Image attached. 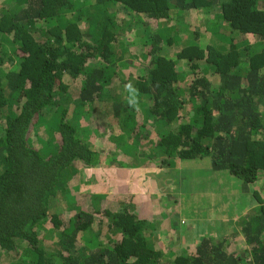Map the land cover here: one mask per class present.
Returning a JSON list of instances; mask_svg holds the SVG:
<instances>
[{"label": "trees", "instance_id": "obj_1", "mask_svg": "<svg viewBox=\"0 0 264 264\" xmlns=\"http://www.w3.org/2000/svg\"><path fill=\"white\" fill-rule=\"evenodd\" d=\"M0 13L3 264H264V0H3ZM168 25L175 29L165 36ZM142 57L147 67L126 103L113 84L131 78ZM139 95L148 96L150 116L173 129L145 152L131 144L122 158L157 161L159 170L176 159L203 161L208 172L229 176L232 192H185L163 171L176 189L164 183L165 200L181 218L163 226L139 215L147 199L97 198L100 186L111 191L110 180H77L80 169L110 157L82 138L79 118L127 121L123 130L134 131ZM151 174L139 177L147 184ZM245 210L235 223L203 219ZM223 226L237 243L232 253Z\"/></svg>", "mask_w": 264, "mask_h": 264}, {"label": "rangeland", "instance_id": "obj_2", "mask_svg": "<svg viewBox=\"0 0 264 264\" xmlns=\"http://www.w3.org/2000/svg\"><path fill=\"white\" fill-rule=\"evenodd\" d=\"M3 1V0H2ZM2 1H0V11L2 8ZM4 8V6H3ZM1 14V13H0ZM1 16V15H0ZM174 26H166L164 28L163 32L166 34L165 36H168L172 30H174ZM7 47V46H6ZM10 52V47H7ZM133 54H139L138 49L132 50ZM144 52H140V56H142ZM148 60V59H147ZM146 58H140L138 60H133L132 65H130V70H132L133 75H131V78L125 79V74H123L122 78H118L119 80L113 84L114 87L122 86V95L124 98H121L126 103H130L131 98H127L129 95V87H131L132 82L135 81V79L140 74V69L147 67L148 61ZM127 75L130 73L127 72ZM141 76V75H140ZM189 79V78H188ZM119 92L121 89L118 90ZM137 94V93H135ZM147 95H143L140 97L138 96V100L140 101L141 105L138 110L137 119L134 117L132 119V116L130 117L131 120L130 123L132 124V128H127L123 130V125L128 126L129 122L125 121L122 126H119V122L117 120H112L113 118H109V122L99 121L96 118H86L84 116H81L79 118L80 122V131L81 136L84 139H87V142L92 145L91 148L94 150H103L105 154L109 155L110 157L103 161V164L95 167V168H88V169H80L79 173L76 177L77 180L80 179L81 184H86L88 181H90L93 177V175H97L99 179L102 180H110V184H113V187L111 188V191L103 190V188L100 186L98 189L99 191L97 193H94L95 197L101 198L103 195L107 194V192H110L113 194L114 197L117 199L124 198L126 202L132 201L133 198L137 200H143L147 199L149 202L148 206L143 208L140 207L139 215L143 217L146 220L149 221H159L160 224L162 223L163 226L166 223V221L170 220L171 222L179 221L181 218L177 219V217H172V214L174 212H177L175 209L177 206L175 201H169L167 202L165 200L166 193L165 189L167 190H174L175 187L171 184H168L165 179L162 180L161 173L163 171L171 172V174L175 175V178L179 179L177 182L180 184L183 182V188L185 192H187L190 188L192 190L202 191L204 189L205 192H215L217 188H220L221 191L223 190V194H229L232 192V187L234 186L233 183H231L229 176L222 175L221 173H210L208 172V168L206 163H203V161L195 163V165H191L190 163H182L179 159H176L174 164H171L170 167L165 168L163 170L157 169V167L153 164L157 161H151V160H142L138 161L136 159H125L122 158L121 153H123L124 148H129L132 144L136 147H140L141 152H145L144 148H141L142 146L148 147L150 144L151 146L158 145L161 143L162 138L161 135L164 136V132H169L172 127L169 125H166L165 122L160 121L156 116H150L148 112V105H147ZM147 105V106H146ZM143 106V107H142ZM88 110V108H86ZM138 124H137V123ZM137 124L136 126H134ZM159 128V129H158ZM86 131L89 133V135H86ZM113 136L117 137L118 139H113ZM139 140L142 141V144L140 146ZM139 145V146H138ZM116 146L119 147V149H116L114 151V148ZM136 150V151H138ZM125 151V150H124ZM172 153L176 152L175 155L178 154L179 151L173 150ZM170 153V152H169ZM120 159V160H118ZM125 160V161H124ZM128 162L134 166L135 169H128L127 167H121L120 165L124 163L123 165H128ZM147 169V170H145ZM135 170V171H134ZM141 171V172H140ZM146 171L152 172L149 179H154L153 182H147L145 184V180L140 179L139 174L143 173L145 175ZM126 173L125 177L128 178H118L117 175H122ZM160 175V176H158ZM219 177V179H218ZM139 178V180H138ZM134 179V180H133ZM210 182V184L206 183ZM214 182H218L217 186H215ZM149 183V184H148ZM166 184V188H163V184ZM92 185H96L94 182ZM180 187V186H179ZM150 188L151 190H149ZM73 189V188H72ZM157 189H161L157 191ZM176 190V189H175ZM180 192L181 189H178ZM79 192L84 195H92V192H85L82 188H79ZM183 192V191H182ZM194 193V195H191V197H195V195H199L198 199L200 200V197L202 194ZM172 194H176L172 193ZM179 196V193L176 194ZM83 199V198H82ZM219 198H212L211 205L216 206V203L219 201ZM147 202V201H146ZM200 205H195L194 209H199ZM175 207V208H174ZM178 207V206H177ZM223 209H225L226 206H222ZM169 208L170 212H167L166 209ZM170 213V214H169ZM245 214L247 211L241 212V215L236 217H230V216H223L217 212H211L208 217L203 218L206 222H211L214 225L217 224V221L221 220L222 222L227 223L229 220L234 222L242 220L243 217H245ZM174 215V214H173ZM229 217V218H228ZM177 221V222H178ZM169 222V221H168ZM68 224V221L66 222ZM190 226V225H189ZM206 231H210V227L206 224L203 225ZM217 226V225H214ZM64 228V227H62ZM60 228V231L62 230ZM189 229V227H187ZM223 231L221 234H223V238H226L228 241V236L233 235L232 232L227 231L228 227L223 226ZM152 232H157L155 230H150ZM208 231V232H209ZM155 234V233H154ZM47 235V233H46ZM45 235V236H46ZM158 235V234H156ZM105 237L104 234L100 236V239H103ZM231 237H229L230 239ZM233 239V238H232ZM104 240V239H103ZM231 240V239H230ZM227 242V246H229V252L232 253L236 248L237 243H233V240ZM75 245H81L80 236L78 235L74 241ZM160 247L163 249H166L167 245L165 241L159 242ZM0 264H3L0 259Z\"/></svg>", "mask_w": 264, "mask_h": 264}]
</instances>
